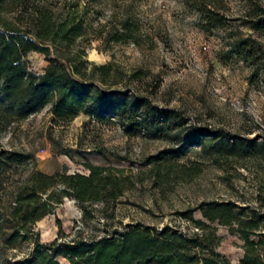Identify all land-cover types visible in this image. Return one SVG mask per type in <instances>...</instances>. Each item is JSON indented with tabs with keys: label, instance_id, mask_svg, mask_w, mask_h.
I'll return each mask as SVG.
<instances>
[{
	"label": "rangeland",
	"instance_id": "1",
	"mask_svg": "<svg viewBox=\"0 0 264 264\" xmlns=\"http://www.w3.org/2000/svg\"><path fill=\"white\" fill-rule=\"evenodd\" d=\"M224 2L223 27L211 26L183 0L90 2L92 25L79 40L89 69L109 66L102 86L146 98L161 129L155 136L129 135L84 113L56 125L47 105L6 132L4 145L33 152L46 173L89 175V164L102 170L96 182L101 192L87 207L90 217L84 218L76 197L64 196L36 222L41 241L102 234L107 226L136 222L170 224L192 234L197 228L182 212L205 220L197 209L205 201H231L264 213V28L253 27L264 17V0ZM127 17L129 37L115 41ZM242 41L252 48L251 57L241 52ZM27 59L39 73L47 65L38 52ZM161 153L168 159L155 158ZM107 190L113 193L105 197ZM207 223L219 237L217 250L238 261L245 253L239 234ZM33 245L31 238L9 253L21 256Z\"/></svg>",
	"mask_w": 264,
	"mask_h": 264
},
{
	"label": "trees",
	"instance_id": "2",
	"mask_svg": "<svg viewBox=\"0 0 264 264\" xmlns=\"http://www.w3.org/2000/svg\"><path fill=\"white\" fill-rule=\"evenodd\" d=\"M183 1L211 26L225 25L224 0ZM90 2L0 0V264H63L61 259L69 264H264V213L231 201L202 202L197 209L206 221L195 219L190 211L182 212L197 228L192 234L170 224L136 222L122 229L107 226L102 234L69 239L60 234L51 242L41 241L36 222L52 214L64 196L76 197L84 218L90 217L87 207L101 192L96 182L102 179V170L89 164V175L65 170L46 173L38 168L33 152L4 145L6 132L47 105L56 125L84 113L100 123H116L129 135L155 136L161 129L156 107L146 98L102 86L111 75L109 66L89 69L79 40L92 25L95 10L88 8ZM120 24L122 30L115 31L119 36L114 37L118 42L126 41L132 30L128 17ZM253 27L264 28V17ZM239 46L246 57L252 56L247 42ZM31 52L44 55L43 72L30 65ZM95 70H99L97 79ZM155 158L168 159L162 153ZM106 192L108 197L113 190ZM207 221L228 225L239 234L245 253L238 261L217 250L219 237ZM31 238L34 245L28 252L9 253Z\"/></svg>",
	"mask_w": 264,
	"mask_h": 264
}]
</instances>
